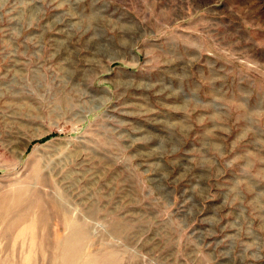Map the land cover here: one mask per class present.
<instances>
[{"label": "rangeland", "instance_id": "374dc122", "mask_svg": "<svg viewBox=\"0 0 264 264\" xmlns=\"http://www.w3.org/2000/svg\"><path fill=\"white\" fill-rule=\"evenodd\" d=\"M0 264H264V0H0Z\"/></svg>", "mask_w": 264, "mask_h": 264}, {"label": "crops", "instance_id": "0c3cea01", "mask_svg": "<svg viewBox=\"0 0 264 264\" xmlns=\"http://www.w3.org/2000/svg\"><path fill=\"white\" fill-rule=\"evenodd\" d=\"M202 5H204V4H202ZM204 8H205L204 6L198 7L197 10L193 11V13H195V11L196 12H201V11H204V10H207V12H208V8L207 9H204Z\"/></svg>", "mask_w": 264, "mask_h": 264}, {"label": "trees", "instance_id": "16d2710c", "mask_svg": "<svg viewBox=\"0 0 264 264\" xmlns=\"http://www.w3.org/2000/svg\"><path fill=\"white\" fill-rule=\"evenodd\" d=\"M52 136H53V134L49 135L48 137L41 138L40 140H46L47 138H50Z\"/></svg>", "mask_w": 264, "mask_h": 264}]
</instances>
